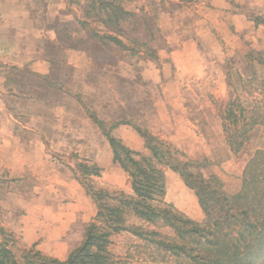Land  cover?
<instances>
[{"label": "rangeland", "instance_id": "1", "mask_svg": "<svg viewBox=\"0 0 264 264\" xmlns=\"http://www.w3.org/2000/svg\"><path fill=\"white\" fill-rule=\"evenodd\" d=\"M81 1L86 5L89 0H0V142L16 130L11 145L10 142L0 145V225L16 237L19 247L40 250L39 242L30 245L24 241L20 226L23 217L30 216L35 224L44 216L40 211L46 205L60 204L66 212L67 204L77 201L79 193H86L68 166H73L77 158L103 168L102 176L93 179L97 187L132 192L129 176L115 163L109 141L91 115L102 121L112 136L143 155L149 152L137 128L172 144L183 160H206L209 166L202 171L205 175H217L230 195L241 190L250 159L258 150L264 151V126H256L248 133L249 139L238 153L231 150L223 128L229 95L236 89L237 95H241L240 78L249 75L248 53L264 52L254 46L253 33L238 36L236 43L224 41L226 49L204 50L211 58L202 59L204 64L197 68L180 69L168 58L170 46L180 44L178 36L166 38L167 28L165 22H160V16L164 12L175 13L182 5L166 0H124V7L135 15L140 6L147 12L121 24L125 43L137 53L133 56L124 51L116 56V61L109 59V64L98 57L74 66L75 60L62 50L68 44L63 33L67 30L74 40H79L87 38L90 30H82L77 23L84 16L72 20L64 17L74 13ZM247 13L250 17L262 16L259 12ZM194 20L192 13L179 12L178 19L169 22V27L181 30L179 21L190 22L191 28L180 35L186 37L194 33ZM70 22L73 24L69 27L63 26ZM90 23V29L103 31L99 22ZM2 39L11 42L3 44ZM134 39L147 43L151 50L133 43ZM14 42L19 44L17 51L22 52L18 61L21 66L15 65L16 55L10 49ZM38 60L41 64L45 61L49 69L46 79L34 73ZM260 74L264 76V69H260ZM68 98L76 106L66 101ZM65 102V106L60 104L62 109L56 108ZM119 121L126 123L115 128ZM34 136H41L42 141L38 144ZM22 160L28 163L20 169ZM164 171L169 174L166 202L170 204L181 194L175 189L180 185L186 192V201L189 203L193 196L201 209L194 191L184 186L180 175L169 167ZM70 178L79 192L68 184ZM64 183L68 186L63 187ZM86 197L89 207L79 202L82 204L79 208L83 214L92 211V220L97 207L91 197ZM202 214L197 222L203 221V211ZM67 220L77 223L72 231L73 251L82 243L91 220L85 225H80L82 222L76 217ZM159 231L174 235L169 228ZM111 240L109 251L116 260L128 264H177L172 257H164L129 232L116 234Z\"/></svg>", "mask_w": 264, "mask_h": 264}, {"label": "trees", "instance_id": "2", "mask_svg": "<svg viewBox=\"0 0 264 264\" xmlns=\"http://www.w3.org/2000/svg\"><path fill=\"white\" fill-rule=\"evenodd\" d=\"M84 14V20L77 23L82 30H90L87 38L74 40L67 30L63 33L72 49L79 50L95 39L104 46L115 44L133 56L137 53L125 43L121 24L138 15L124 7V0H89ZM251 19L256 26L264 25V15ZM92 21L99 22L107 32L90 29ZM133 43L151 50L147 43L135 39ZM246 60L250 72L240 78L242 94L237 95V89L230 93L223 115L227 142L235 153L243 148L254 127L264 126V76L260 74V69H264V52L251 50ZM228 82L230 85L229 77ZM91 117L108 139L115 163L129 176L132 192L97 187L93 179L102 176L103 168L77 158L73 166L68 165L69 169L97 207L82 243L67 259L60 260L33 247L17 246L16 237L0 225V264H128L116 260L109 251L112 236L122 232L133 234L177 264H264V151L258 150L250 159L241 190L230 195L217 175H205L202 171L209 166L206 160H183L172 144L137 128L149 152L143 155L112 136L102 121ZM123 123L126 122H116L114 127ZM165 167L178 173L194 191L204 213L202 222L166 202ZM163 228L171 229L174 235H164L159 231Z\"/></svg>", "mask_w": 264, "mask_h": 264}, {"label": "crops", "instance_id": "3", "mask_svg": "<svg viewBox=\"0 0 264 264\" xmlns=\"http://www.w3.org/2000/svg\"><path fill=\"white\" fill-rule=\"evenodd\" d=\"M143 0H134L133 2H139ZM170 4H180L182 6H178L179 10L175 11V13L170 12H164L160 18V22H165V28L168 32V36L166 38H170L171 35L175 34L178 36V42L180 44L178 45H171L170 40L168 41L170 46V53L168 58L171 59L172 64L176 67H179L180 69L182 67H188V66H194L195 68L201 66L204 64V61L201 64L202 59H207L210 57V55H207L204 50H214L217 51L219 49L223 50L226 49L224 46V41H234L236 43V38L239 36L241 37L242 34L246 32H251L253 35L251 36V39L254 42V46H258V48L262 51H264V25L256 26L254 21H252L251 17L248 16L247 12L253 11V12H259L260 14L264 15V0H166ZM82 2V1H81ZM81 6L75 7L74 13H70L71 15H66L64 18L66 20H72L76 18H80L82 16L85 17L84 11H85V1L80 3ZM183 9L184 10L182 12ZM192 13L195 17L194 23H193V35H187L186 37H180L182 33L188 28H191L190 22L185 21H179L182 23V26L180 27L181 30H178L179 27H176L175 29H171L169 27V22L172 23L173 21L176 22L178 19V13ZM136 13H141V17L145 16L147 14L146 9L144 7L140 6L136 8ZM60 17H63L60 15ZM160 28H162L161 25H159ZM102 33L107 32V29L102 26ZM170 28V29H169ZM163 29V28H162ZM36 30L39 32V29L36 28ZM53 31H56L52 28ZM30 33L31 30H30ZM56 33V32H55ZM176 36V37H177ZM11 42L10 39H2V43L7 45ZM19 44L16 42L10 44V49H14V55H16V62L15 65L18 64V66H21L18 62L19 59L22 58V52L18 50ZM62 50H65L66 54L71 60L73 61L74 66H78L79 64L82 65L83 60H95L98 57L105 58V61L107 60L106 64H109V59L116 61V56L122 55L124 53L123 50H121L118 46L115 44H109L108 46H104L100 41L92 39L89 40L85 46L81 50H75L72 49L68 44L64 45L62 47ZM167 51V50H166ZM162 54V52L159 51V55ZM217 57V55H216ZM15 61V60H14ZM37 68L35 69L34 73L37 77L41 76H48L49 69L45 65L46 62L44 61L43 64H41V61L38 60L37 62ZM66 97H64L65 101ZM66 101H68L71 104L75 105V102L68 98ZM65 103H59L57 104L56 108H61L62 105L60 104H66ZM73 106V105H71ZM76 106V105H75ZM76 110H79L78 107H76ZM62 126H64V122H62ZM15 130V128H14ZM16 131V130H15ZM13 132L12 134H8V138H3L0 142V145L4 143V145H9L8 142H10V145L12 144V139L16 132ZM10 136V138H9ZM34 139L37 141L38 144L42 141V137L40 136H34ZM14 142L16 143V138L14 139ZM109 146L111 147L110 143ZM112 148V147H111ZM113 151V150H112ZM137 151V150H136ZM19 155V154H16ZM114 155V153H113ZM22 162V165L19 166L20 169H23L25 166H27V162ZM22 167V168H21ZM166 185H167V196H169V184H168V178L169 174H166ZM172 178L173 175H170ZM65 184V183H64ZM68 184L76 189L77 192H79V189L77 187L76 182L73 179L68 180ZM68 186L64 185L63 187ZM184 186L190 190L185 184ZM50 188V187H49ZM108 189V188H107ZM176 191H180L181 194H178V197L176 199H173L170 204H172L174 207H176L178 210H181V212H184L186 216L189 218L199 221L202 219V210L199 209V207L195 203L194 197H190V202L188 203L184 197L186 195V192L183 188H181L180 185H177L175 188ZM111 190V189H109ZM69 192V190H66ZM113 191V190H111ZM192 191V190H191ZM84 192V191H83ZM79 193L78 200L71 202L67 204L66 212H63L60 204L57 205H50L45 206L43 209H41L40 212L44 215L41 217V220L36 221V223H33V220L30 216L23 217L21 219L22 224L20 225L22 227V236L24 238V241L27 244H36L39 242L38 246L42 253H44L47 256L58 258L60 260H65L69 256L71 250L75 247L73 244V232L74 228L77 226V223H73L70 220L74 217L79 218L81 220L80 225H85L87 222H89L92 218V214L85 211V214L81 213L83 209L79 208L80 205L85 204L89 207L90 201L89 198L86 197V193ZM88 198V199H87ZM82 204H80V203ZM91 207V206H90ZM50 211V214L48 212ZM53 211H57V213L53 214ZM42 216V215H41ZM47 217L50 218V220H47ZM67 220V221H66ZM58 248H61L60 251L57 250ZM57 250V251H56Z\"/></svg>", "mask_w": 264, "mask_h": 264}]
</instances>
